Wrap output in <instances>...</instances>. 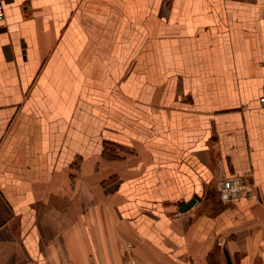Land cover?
<instances>
[{"label":"crops","instance_id":"crops-1","mask_svg":"<svg viewBox=\"0 0 264 264\" xmlns=\"http://www.w3.org/2000/svg\"><path fill=\"white\" fill-rule=\"evenodd\" d=\"M2 9L0 264H264V0Z\"/></svg>","mask_w":264,"mask_h":264},{"label":"water","instance_id":"water-1","mask_svg":"<svg viewBox=\"0 0 264 264\" xmlns=\"http://www.w3.org/2000/svg\"><path fill=\"white\" fill-rule=\"evenodd\" d=\"M196 199L194 197H192L189 201L183 203L182 205H180L179 210L180 211H185L186 209H188L190 206H192L195 203Z\"/></svg>","mask_w":264,"mask_h":264},{"label":"built area","instance_id":"built-area-1","mask_svg":"<svg viewBox=\"0 0 264 264\" xmlns=\"http://www.w3.org/2000/svg\"><path fill=\"white\" fill-rule=\"evenodd\" d=\"M2 3H3V0H0V18L2 16V12H3V9H2ZM262 100L264 101V99L262 98Z\"/></svg>","mask_w":264,"mask_h":264}]
</instances>
